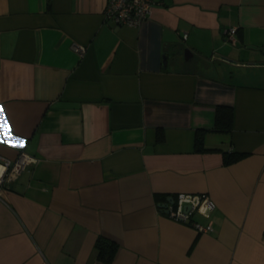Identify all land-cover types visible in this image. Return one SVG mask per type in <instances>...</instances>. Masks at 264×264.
I'll return each mask as SVG.
<instances>
[{
	"label": "crops",
	"instance_id": "0c3cea01",
	"mask_svg": "<svg viewBox=\"0 0 264 264\" xmlns=\"http://www.w3.org/2000/svg\"><path fill=\"white\" fill-rule=\"evenodd\" d=\"M155 2L133 27L106 0H0V155L35 158L1 191L0 264H96L99 236L110 264H264V0ZM177 193L214 201L211 231L163 214Z\"/></svg>",
	"mask_w": 264,
	"mask_h": 264
},
{
	"label": "built area",
	"instance_id": "2783aa9c",
	"mask_svg": "<svg viewBox=\"0 0 264 264\" xmlns=\"http://www.w3.org/2000/svg\"><path fill=\"white\" fill-rule=\"evenodd\" d=\"M156 4L155 0H106L104 18L116 26L127 25L137 27L146 20ZM235 27L226 30L225 38L235 42ZM185 37V35H184ZM78 54H83L85 47L73 44ZM35 158L22 151L16 158L10 159L0 155V195L1 191L14 181L23 169ZM215 208L214 201L206 194L177 193L162 207L165 216L177 222L191 226L197 232L211 231L210 223H203L193 217L196 213L206 214ZM96 264H102L97 262Z\"/></svg>",
	"mask_w": 264,
	"mask_h": 264
},
{
	"label": "trees",
	"instance_id": "16d2710c",
	"mask_svg": "<svg viewBox=\"0 0 264 264\" xmlns=\"http://www.w3.org/2000/svg\"><path fill=\"white\" fill-rule=\"evenodd\" d=\"M232 114L233 111L227 106H218L215 117V127L218 131H228L232 126ZM203 141L200 133L195 135V147L196 150H207L203 148ZM209 150V149H208ZM211 150V149H210ZM246 156L245 152L242 151H224L223 152V162L224 164H230L232 162L238 161ZM117 243L103 236H99L94 244L96 249L97 261L102 264H110L114 258Z\"/></svg>",
	"mask_w": 264,
	"mask_h": 264
},
{
	"label": "snow or ice",
	"instance_id": "6c2138e0",
	"mask_svg": "<svg viewBox=\"0 0 264 264\" xmlns=\"http://www.w3.org/2000/svg\"><path fill=\"white\" fill-rule=\"evenodd\" d=\"M6 124H7L6 120L3 119V113L0 112V129H5V132H6ZM6 134H7V132H6ZM17 144H18V146H23V141L18 140Z\"/></svg>",
	"mask_w": 264,
	"mask_h": 264
},
{
	"label": "water",
	"instance_id": "95a60500",
	"mask_svg": "<svg viewBox=\"0 0 264 264\" xmlns=\"http://www.w3.org/2000/svg\"><path fill=\"white\" fill-rule=\"evenodd\" d=\"M186 52H188V49H185L184 50V55H185V57H186ZM190 52V51H189Z\"/></svg>",
	"mask_w": 264,
	"mask_h": 264
}]
</instances>
